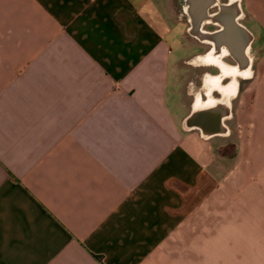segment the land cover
Listing matches in <instances>:
<instances>
[{"label": "crops", "instance_id": "0c3cea01", "mask_svg": "<svg viewBox=\"0 0 264 264\" xmlns=\"http://www.w3.org/2000/svg\"><path fill=\"white\" fill-rule=\"evenodd\" d=\"M242 1L256 81L221 117L206 87L174 112L156 1L0 0V264H264V0Z\"/></svg>", "mask_w": 264, "mask_h": 264}, {"label": "flooded vegetation", "instance_id": "af4514ba", "mask_svg": "<svg viewBox=\"0 0 264 264\" xmlns=\"http://www.w3.org/2000/svg\"><path fill=\"white\" fill-rule=\"evenodd\" d=\"M240 1L229 0L228 3H221L220 0H187L184 7L189 15V31L202 42L212 45L209 51L194 57L191 62L197 65L216 66L219 69L217 73L208 71L204 73L203 84L197 93L212 84L219 90H216L220 94L218 99H229L230 105L231 99L237 95L239 89L238 79L240 77L248 79L253 75L251 67L253 55L250 51L252 40L248 36L249 30L239 21L243 15ZM215 5L218 6V10L210 11ZM206 24L217 25V28L206 30L204 28ZM227 56L234 58L236 64L228 63L225 60ZM227 78L229 81L225 82ZM202 107L205 106L198 107L194 104V111L198 112ZM230 114L231 111L228 115L222 111L221 117ZM228 130V126L222 124L218 129H206L204 133L206 135L217 132L225 134Z\"/></svg>", "mask_w": 264, "mask_h": 264}, {"label": "rangeland", "instance_id": "374dc122", "mask_svg": "<svg viewBox=\"0 0 264 264\" xmlns=\"http://www.w3.org/2000/svg\"><path fill=\"white\" fill-rule=\"evenodd\" d=\"M159 6L160 11L163 13L165 18L170 21V23L174 22V25L172 27V33L167 37V42L171 46L172 49V58L178 59L177 63V70H178V79H177V85L172 86L169 88V98L171 99L170 102H172V107L174 108V112H176L177 116H180V114L183 113V108H180L179 100L182 98L183 92L186 94L187 92H191V95H185V98H182V101L189 102L193 99V94L198 91L202 85V77L206 71L217 73L219 69L216 66H200L191 61L194 57L197 55L205 54L207 51H209L212 47L210 43L202 42L199 40L196 36H194L190 31V21H189V15L185 12L184 7L187 4V0H154ZM229 0H220L221 3H228ZM242 9H244L243 1H240ZM218 10V6H213L210 11L214 12ZM244 13L242 17L240 18V22L243 23L244 19ZM249 21H246V24H248ZM251 26V24H248ZM252 27V26H251ZM206 30H214L217 28V25L214 24H206L204 26ZM250 51L253 55V60L255 59V48L253 45H251ZM225 60L230 64H236V60L232 58L231 56H227ZM255 64V63H254ZM240 79V92L238 95V98H235L232 102L233 106L237 108L239 105V99L242 97L243 94L246 92V88L248 86L252 87L254 86V82L256 81V77H253L249 80H244L241 77ZM229 78L225 79V82H228ZM245 81V82H243ZM192 83V84H190ZM215 95V96H214ZM213 96L215 98H219L220 94L217 91H214ZM232 119H236V114ZM235 121V120H234ZM231 124L230 117H227L225 119V122L228 124V126H231V134L223 135L219 134L215 137H218L220 140H224L228 144H220L218 148L227 150L232 148V142L231 140L235 141L237 139L236 135V128L234 125ZM230 132V130H229ZM234 145V144H233Z\"/></svg>", "mask_w": 264, "mask_h": 264}, {"label": "bare ground", "instance_id": "6f19581e", "mask_svg": "<svg viewBox=\"0 0 264 264\" xmlns=\"http://www.w3.org/2000/svg\"><path fill=\"white\" fill-rule=\"evenodd\" d=\"M236 9V8H235ZM236 11V10H235ZM250 40H252V34L249 31L248 34ZM214 87L211 85H207L206 88L204 89V93L207 95V97L205 99L200 100L199 105H203V104H209L212 103L208 106L202 107L201 109H199V111L204 110V109H210L211 107H218L219 109H221V111H223L225 114H229L230 112V101L229 99H218V98H214L215 102L213 99H210V90L213 89ZM206 99H210V101H207ZM214 102V103H213Z\"/></svg>", "mask_w": 264, "mask_h": 264}]
</instances>
